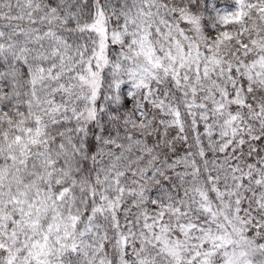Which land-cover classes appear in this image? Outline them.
Here are the masks:
<instances>
[{
  "label": "snow or ice",
  "instance_id": "snow-or-ice-1",
  "mask_svg": "<svg viewBox=\"0 0 264 264\" xmlns=\"http://www.w3.org/2000/svg\"><path fill=\"white\" fill-rule=\"evenodd\" d=\"M0 264H264V0H0Z\"/></svg>",
  "mask_w": 264,
  "mask_h": 264
}]
</instances>
